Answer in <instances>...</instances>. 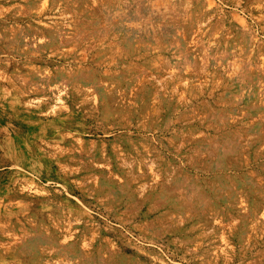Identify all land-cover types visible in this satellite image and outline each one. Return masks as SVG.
Instances as JSON below:
<instances>
[{"label":"rangeland","instance_id":"374dc122","mask_svg":"<svg viewBox=\"0 0 264 264\" xmlns=\"http://www.w3.org/2000/svg\"><path fill=\"white\" fill-rule=\"evenodd\" d=\"M0 264H264V0H0Z\"/></svg>","mask_w":264,"mask_h":264}]
</instances>
